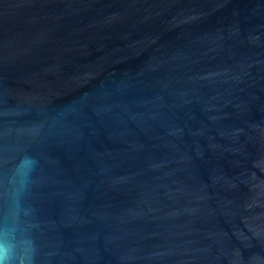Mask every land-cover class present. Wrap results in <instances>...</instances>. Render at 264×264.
Returning <instances> with one entry per match:
<instances>
[{"label":"water","instance_id":"obj_1","mask_svg":"<svg viewBox=\"0 0 264 264\" xmlns=\"http://www.w3.org/2000/svg\"><path fill=\"white\" fill-rule=\"evenodd\" d=\"M0 264H264V0H0Z\"/></svg>","mask_w":264,"mask_h":264}]
</instances>
